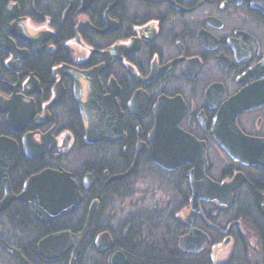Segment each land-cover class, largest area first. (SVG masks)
Instances as JSON below:
<instances>
[{"label": "flooded vegetation", "instance_id": "1", "mask_svg": "<svg viewBox=\"0 0 264 264\" xmlns=\"http://www.w3.org/2000/svg\"><path fill=\"white\" fill-rule=\"evenodd\" d=\"M91 96L116 106L122 141L86 143L80 105ZM18 98L29 105L10 119L4 109ZM162 102L179 129L162 132L173 142L150 140ZM0 141V168L17 153L13 197L46 169L71 173L83 197L47 224L11 201L0 211V264H264V0H0ZM168 146L194 154L167 153V169L148 159ZM203 159L212 183L236 188L229 207L197 197L193 215L190 174ZM95 201L94 231L74 260V249L39 253L51 235L80 233ZM191 234L186 246L199 253L180 250Z\"/></svg>", "mask_w": 264, "mask_h": 264}, {"label": "water", "instance_id": "2", "mask_svg": "<svg viewBox=\"0 0 264 264\" xmlns=\"http://www.w3.org/2000/svg\"><path fill=\"white\" fill-rule=\"evenodd\" d=\"M5 51L8 53H13L14 49L10 45V48L5 47ZM15 101H17V103H12L13 105L11 110L10 105L8 104L6 105V109H4L5 111L12 112L13 115H11L12 117L10 116V119H14L15 116L19 115L21 107L24 108L25 105H29L28 102L22 98H18ZM168 104L169 102H162L159 103L160 106H156V127L150 137L151 142L157 143L160 138L165 140L162 142H173L174 138L171 135L162 134V132L169 133V131L179 130L175 124V121L173 119L170 120L173 114H171L172 111L169 110L171 107ZM80 108L83 111L82 113L85 115V121L87 124V128L85 129V140L87 144L91 145L97 142L116 144L123 140V122L121 119H118L120 114L118 113L116 106L112 108L111 104L108 102L100 100L97 96H91L86 103H82V105H80ZM28 114L29 115H27L21 122V126L26 124L27 120L32 114V111L28 112ZM8 122L12 125L13 121ZM44 140L45 139L42 138V141ZM0 146L6 148V144L1 141ZM43 146L45 147L46 144ZM155 153L152 155V157L147 155L148 159L152 163L159 165L164 169H167L163 162V159L167 153H178L181 157H191L194 154L191 153L189 149H174L170 146L163 150L161 154H156L155 156ZM157 155L161 158H158ZM16 161V152L10 158H6L4 156V160L1 161L0 180L4 186L6 196L0 203V211L4 210L11 201L15 200L23 203L27 207L34 221L41 224H47L57 218L71 214L74 210H76V208L80 206L83 198L79 192L76 182L72 178V174L60 169H46L30 177L25 183L22 193L18 197H13L8 173L11 167L16 164ZM202 164V169H195L190 174L192 178V188L194 191L193 194L195 197L192 201L193 215H195L198 211V198L202 200L205 199L203 195L208 196V198L205 199L206 201H213L217 199L229 207L233 203L232 191L236 188L235 183L222 186L212 183L205 175V159L202 160ZM253 164L259 165L260 163L253 162ZM222 195H226L225 202L222 198ZM98 214L99 203L95 201L89 208L87 217L80 233L73 235L70 232H64L51 235L39 243V253L47 259H53L56 256H61L69 249H74V260L89 242L95 228ZM195 235L196 234H191L189 237L181 241V251L199 253L201 248H199L197 245H192V248H187L186 246L194 242ZM106 237L108 239L107 241H105ZM193 237V241H189ZM104 243H107V245L102 246ZM97 244L100 250L105 249L110 244V237L108 235H103L97 240ZM122 264H124V262H122Z\"/></svg>", "mask_w": 264, "mask_h": 264}, {"label": "trees", "instance_id": "3", "mask_svg": "<svg viewBox=\"0 0 264 264\" xmlns=\"http://www.w3.org/2000/svg\"><path fill=\"white\" fill-rule=\"evenodd\" d=\"M120 191H123V189L122 188H120L119 189ZM118 192L119 194H121V192ZM81 210H83V209H81ZM121 224V221H120V223H119V225ZM180 257H178L176 260H173V258H171V257H162L161 259H159V261L158 262H156V263H151V264H182V263H180V259H179ZM194 264H196V263H194Z\"/></svg>", "mask_w": 264, "mask_h": 264}, {"label": "rangeland", "instance_id": "4", "mask_svg": "<svg viewBox=\"0 0 264 264\" xmlns=\"http://www.w3.org/2000/svg\"><path fill=\"white\" fill-rule=\"evenodd\" d=\"M77 156H78V155H77V152H76V153L73 152V153L69 156L68 159H69V160H73V159H75ZM118 206H119V207H118ZM122 206H123V203H118V204H117V207L119 208V210H122ZM118 220H119V218H118L116 221H118ZM217 258H218V259L222 258V252H219Z\"/></svg>", "mask_w": 264, "mask_h": 264}, {"label": "bare ground", "instance_id": "5", "mask_svg": "<svg viewBox=\"0 0 264 264\" xmlns=\"http://www.w3.org/2000/svg\"><path fill=\"white\" fill-rule=\"evenodd\" d=\"M100 241H101V239H100Z\"/></svg>", "mask_w": 264, "mask_h": 264}]
</instances>
